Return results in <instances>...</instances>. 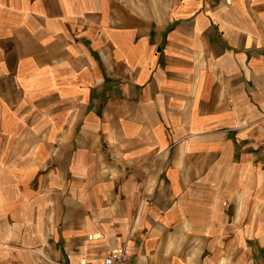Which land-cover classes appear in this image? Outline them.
Returning a JSON list of instances; mask_svg holds the SVG:
<instances>
[{
	"label": "crops",
	"instance_id": "0c3cea01",
	"mask_svg": "<svg viewBox=\"0 0 264 264\" xmlns=\"http://www.w3.org/2000/svg\"><path fill=\"white\" fill-rule=\"evenodd\" d=\"M264 264V0H0V264Z\"/></svg>",
	"mask_w": 264,
	"mask_h": 264
},
{
	"label": "built area",
	"instance_id": "2783aa9c",
	"mask_svg": "<svg viewBox=\"0 0 264 264\" xmlns=\"http://www.w3.org/2000/svg\"><path fill=\"white\" fill-rule=\"evenodd\" d=\"M102 264H127V255L125 249L120 250L117 254L104 256Z\"/></svg>",
	"mask_w": 264,
	"mask_h": 264
}]
</instances>
